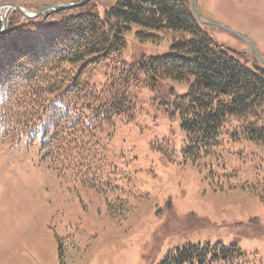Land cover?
Listing matches in <instances>:
<instances>
[{
	"label": "rangeland",
	"instance_id": "1",
	"mask_svg": "<svg viewBox=\"0 0 264 264\" xmlns=\"http://www.w3.org/2000/svg\"><path fill=\"white\" fill-rule=\"evenodd\" d=\"M81 1L0 0V4L36 14L45 7ZM116 1L85 0L101 18ZM189 1L192 10L193 0ZM195 3L196 15L213 23L201 24L210 36L258 64L253 52L258 41L242 21L249 19L247 25L264 38V26L251 14L264 11V0ZM2 14L0 27L24 19L10 9ZM136 31L133 26L125 34L124 60L169 49L170 38L157 45L139 43ZM235 33L249 39L251 48ZM159 85L178 94L187 90L185 83ZM139 97L142 112L131 123L116 119L113 135L105 141L107 160L116 168L109 183H102L96 170L90 175L91 185L82 184L74 172L58 176L40 152L39 139L14 145L0 135V264H158L169 250L186 243L234 244L252 264H264V195L232 187L237 178L254 180L255 174L264 182V141L238 138L219 150L216 163H192L182 153L185 135L178 119L155 110L150 90L143 89ZM226 133L222 139L233 131ZM101 153L98 150V162Z\"/></svg>",
	"mask_w": 264,
	"mask_h": 264
},
{
	"label": "trees",
	"instance_id": "2",
	"mask_svg": "<svg viewBox=\"0 0 264 264\" xmlns=\"http://www.w3.org/2000/svg\"><path fill=\"white\" fill-rule=\"evenodd\" d=\"M94 11L84 2L39 20L8 21L0 34V133L10 142L39 139L58 176L74 172L91 185L96 170L109 183L116 168L105 141L116 119L131 123L142 112L143 89L153 92L156 111L178 119L182 153L192 163H216L219 150L238 138L264 141V68L248 67L215 41L189 0H117L103 18ZM133 26L139 43L157 45L168 37L169 49L124 60L125 34ZM166 82L187 84L186 93L161 89ZM227 129L233 133L222 139ZM232 187L264 195L257 179L236 180ZM158 264L252 263L234 244L187 243Z\"/></svg>",
	"mask_w": 264,
	"mask_h": 264
},
{
	"label": "flooded vegetation",
	"instance_id": "3",
	"mask_svg": "<svg viewBox=\"0 0 264 264\" xmlns=\"http://www.w3.org/2000/svg\"><path fill=\"white\" fill-rule=\"evenodd\" d=\"M248 2H250V0H248ZM257 2V1H256ZM258 3V2H257ZM247 4V3H246ZM258 5H259V3H258ZM259 9H260V7H259ZM263 12L264 11H262V10H259V11H257L255 14H253V13H251L252 15H254L255 17H257L259 20H254L261 28L264 26V17L263 18H261V15L263 14ZM247 21H249V19H245V21H242L243 22V24L245 25V27H246V29L248 30H245V31H247V32H249V33H251L253 36H254V38H255V40L256 41H258V47H256V46H253V47H255L254 49H255V52L259 55V58L262 60V61H264V38L263 37H261L260 35H259V32L257 31V30H255L254 28H251V27H249L248 25H247ZM249 40V39H248ZM244 41V40H243ZM250 41V40H249ZM251 42V41H250ZM244 43H246L250 48H251V44H249L248 42H244ZM252 43V42H251ZM253 45V44H252ZM252 50V49H251ZM253 51V50H252ZM259 65H261V66H263L264 67V63H262V62H260L259 61Z\"/></svg>",
	"mask_w": 264,
	"mask_h": 264
},
{
	"label": "water",
	"instance_id": "4",
	"mask_svg": "<svg viewBox=\"0 0 264 264\" xmlns=\"http://www.w3.org/2000/svg\"><path fill=\"white\" fill-rule=\"evenodd\" d=\"M193 4H194V7H195V0H193ZM4 7L15 9V10L19 11V12L23 15L24 18H26V19H32V18H35V17L40 16L41 14H43V13L46 12V11H48L49 9H51V10H60V9H67V8H69V7H71V6H68V7H53V8H51V7H47V8H45V9H42L41 11H39V12L36 13V14H29L28 12L24 11L21 7H17V6H14V5H12V4H8V5H0V10H1L2 8H4ZM194 14L196 15V11H195V10H194ZM196 18L198 19V21H199L201 24H206V25L211 24V22L206 21V20H204V19H201V18L198 17L197 15H196ZM0 22H1L2 24H4V17H3V15H1V13H0ZM5 28H6L5 26H2V28H1V30H0V33H2V32L5 30Z\"/></svg>",
	"mask_w": 264,
	"mask_h": 264
}]
</instances>
